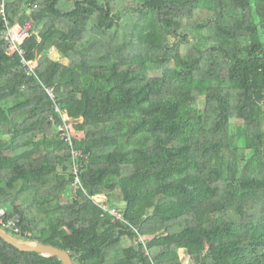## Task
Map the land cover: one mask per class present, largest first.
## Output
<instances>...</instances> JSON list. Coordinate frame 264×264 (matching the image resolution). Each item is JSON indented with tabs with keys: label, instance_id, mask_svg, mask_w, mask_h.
I'll return each instance as SVG.
<instances>
[{
	"label": "trees",
	"instance_id": "obj_1",
	"mask_svg": "<svg viewBox=\"0 0 264 264\" xmlns=\"http://www.w3.org/2000/svg\"><path fill=\"white\" fill-rule=\"evenodd\" d=\"M5 13L30 23L10 54L0 15V208L29 232L9 235L74 264H183L179 250L264 264V0H7ZM61 113L83 134L71 143ZM0 264L62 262L0 238Z\"/></svg>",
	"mask_w": 264,
	"mask_h": 264
},
{
	"label": "built area",
	"instance_id": "obj_2",
	"mask_svg": "<svg viewBox=\"0 0 264 264\" xmlns=\"http://www.w3.org/2000/svg\"><path fill=\"white\" fill-rule=\"evenodd\" d=\"M6 1L7 0H0V15L5 25L4 29L1 31V34L8 42V51L10 54H15V53L23 54V49L21 45L30 34L29 33L30 23L28 21L24 25H20L18 23L11 25L5 13ZM22 62L25 65L26 70L28 72H32L33 68L36 66V61H26L25 59H22ZM47 92L52 98L54 97L52 89L47 88ZM55 109L59 113L61 112L58 105L55 106ZM60 115L62 117V123H60L57 126L60 136L67 139L69 143H71L73 138L81 137L83 135L82 132H78L75 130L74 128L75 123L73 121L69 122L68 117L65 113H61ZM80 153H81L80 151L73 149L72 150L73 158L79 157ZM80 167L81 166L75 161L72 169L73 181L69 192V195L73 199H75L78 189H82L85 192V190L81 185V181L79 177L80 169H81ZM64 195L65 194H63V196ZM89 197L97 205H99V207L102 210L111 214L113 218V222H126V220L123 217V213L121 209L117 207H110L107 196L104 193L90 195ZM0 228L3 229L4 231L6 228L13 231L14 233L29 234L27 230H23L20 219L8 217L6 215L4 208H0ZM140 239L146 241L147 237L140 236Z\"/></svg>",
	"mask_w": 264,
	"mask_h": 264
},
{
	"label": "water",
	"instance_id": "obj_3",
	"mask_svg": "<svg viewBox=\"0 0 264 264\" xmlns=\"http://www.w3.org/2000/svg\"><path fill=\"white\" fill-rule=\"evenodd\" d=\"M154 236H158V235L153 234L152 237ZM0 238L21 251L37 252L50 256H58L62 264H74L70 254L66 250L60 249L53 245L43 244L34 241L17 240L1 228H0Z\"/></svg>",
	"mask_w": 264,
	"mask_h": 264
},
{
	"label": "rangeland",
	"instance_id": "obj_4",
	"mask_svg": "<svg viewBox=\"0 0 264 264\" xmlns=\"http://www.w3.org/2000/svg\"><path fill=\"white\" fill-rule=\"evenodd\" d=\"M50 55L52 56V57H54V58H59V56H58V54L54 51V50H51V52H50ZM60 59V58H59ZM64 59V58H63ZM60 59L62 62H64L65 64H67L68 63V61L66 60V59ZM71 66H74V64H72ZM193 76L194 77H196V78H201V77H205V78H210V77H212V78H215L216 76H217V73H215V72H201V71H195V72H193ZM235 123H236V121H233V125H232V127L235 125ZM161 234H163L162 232H160V233H156V235H161ZM153 235H149V237H152ZM147 239H149V238H147ZM179 253L181 254V256L183 257V264H189L188 263V260H187V254L183 251V250H179Z\"/></svg>",
	"mask_w": 264,
	"mask_h": 264
},
{
	"label": "crops",
	"instance_id": "obj_5",
	"mask_svg": "<svg viewBox=\"0 0 264 264\" xmlns=\"http://www.w3.org/2000/svg\"><path fill=\"white\" fill-rule=\"evenodd\" d=\"M73 169V168H72ZM73 175H72V170H71V177H72ZM72 181H73V177H72ZM72 184V183H71Z\"/></svg>",
	"mask_w": 264,
	"mask_h": 264
}]
</instances>
